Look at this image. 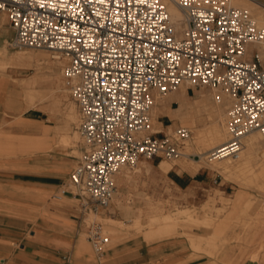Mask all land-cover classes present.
I'll list each match as a JSON object with an SVG mask.
<instances>
[{
	"label": "built area",
	"instance_id": "obj_1",
	"mask_svg": "<svg viewBox=\"0 0 264 264\" xmlns=\"http://www.w3.org/2000/svg\"><path fill=\"white\" fill-rule=\"evenodd\" d=\"M1 16L12 46L65 62L84 143L69 184L83 216L110 206L123 167L182 156L189 129L149 133L157 98L181 86L220 89L230 100L227 140L210 159L237 161L245 138L264 139V25L229 0H0ZM86 239L100 257L103 226L90 224Z\"/></svg>",
	"mask_w": 264,
	"mask_h": 264
},
{
	"label": "rangeland",
	"instance_id": "obj_2",
	"mask_svg": "<svg viewBox=\"0 0 264 264\" xmlns=\"http://www.w3.org/2000/svg\"><path fill=\"white\" fill-rule=\"evenodd\" d=\"M253 1L258 5L256 8H238L247 9L256 21L260 15L264 19V5ZM1 22L9 29L5 17ZM178 27L180 30L182 26ZM13 37L11 32L0 46V75L6 71L12 73L15 105L21 108L13 119L26 124L15 132L37 135L45 131L46 152L42 157L62 168L59 183H64V190L73 195L68 178L84 151V143L77 106L69 96L63 76L65 62L44 50L16 48L12 46ZM161 97L166 101L165 109L155 103L156 111L161 113L156 118L161 124L159 135L171 136L179 127L191 132L180 151L182 156L173 161L142 160L136 166L123 167L116 177V194L108 208L100 209L97 215L83 216L77 197L78 221H83L85 227L101 224L108 238L105 248L117 243L124 233L141 235L146 242L176 238L195 253L191 260L206 253L225 263L264 264V139L254 133L244 139V145L249 137H255L262 147L244 151L237 161L210 164L204 157L227 140L225 121L229 98L220 89L185 85ZM214 122L220 130L218 140L206 137ZM191 123L196 128H191ZM21 146L31 151L41 143L23 141ZM198 167L202 168L194 172ZM237 201H243V206L236 208ZM221 218L227 222L220 223ZM229 227L236 231L232 241L238 254H226L229 241L221 235ZM199 229L205 231V238L197 236ZM201 245L206 249L201 250ZM217 250L223 254L215 256L210 252Z\"/></svg>",
	"mask_w": 264,
	"mask_h": 264
},
{
	"label": "crops",
	"instance_id": "obj_3",
	"mask_svg": "<svg viewBox=\"0 0 264 264\" xmlns=\"http://www.w3.org/2000/svg\"><path fill=\"white\" fill-rule=\"evenodd\" d=\"M256 1L264 5V0ZM3 17L0 46L12 32L9 26L11 32L3 26ZM12 78L8 71L0 75V264H234L206 253L191 260L195 253L176 238L146 242L141 235L126 233L99 257L85 238L88 226L78 221L77 197L64 190V183H59L62 168L42 157L46 152L45 131L37 135L15 132L25 123L13 119L21 108L15 105ZM23 141H38L41 146L30 151L21 146ZM257 158L261 163L260 150ZM236 203V208L244 204ZM225 219L219 222H227ZM229 228L221 235L229 241L226 254H238L232 241L236 231ZM205 235L199 229L197 236ZM200 249L206 248L201 245ZM210 252L215 256L223 254L220 250ZM67 255L68 263L63 259Z\"/></svg>",
	"mask_w": 264,
	"mask_h": 264
},
{
	"label": "bare ground",
	"instance_id": "obj_4",
	"mask_svg": "<svg viewBox=\"0 0 264 264\" xmlns=\"http://www.w3.org/2000/svg\"><path fill=\"white\" fill-rule=\"evenodd\" d=\"M230 4L233 5V6H237V7H241V6H244V7H248V8H256L255 6H258L253 0H229ZM251 4V5H250ZM261 8V7H260ZM251 10V9H249ZM264 10V9H263ZM168 11H169V14L171 16V18L174 20V21H178L180 20L181 16H180V13L178 12V10L172 6V5H169L168 6ZM252 11V10H251ZM259 20H257V22L259 23H263L264 22V19H261L263 18L262 15L259 16ZM216 99V97H215ZM165 99L163 97H158L157 100H156V106L158 105H161L162 106V109H165ZM220 103V102H219ZM155 106L153 112H152V119H151V123H150V129H151V133L153 134H158V133H161L162 131L160 130V126L161 124L159 122H157L156 118L159 116V114H161L159 111H156L157 107ZM158 110V109H157ZM218 112V110L216 111V113ZM73 113V112H72ZM68 114V113H67ZM220 114V113H219ZM70 115V113H69ZM75 115V114H74ZM209 115V114H208ZM72 116V115H71ZM68 117V116H67ZM220 118V117H219ZM71 119L74 120L75 122V119L72 117ZM218 119V118H217ZM216 119V120H217ZM77 125V124H76ZM191 128H196L195 124L191 123L190 125ZM224 134V133H223ZM207 138L209 139H212V140H218L219 137H220V130L217 126V124L214 122L213 123V126L212 128L207 132L206 134ZM253 134L249 135V136H252ZM202 136V135H201ZM63 137V136H62ZM68 138V137H67ZM60 141V140H59ZM64 143V142H63ZM224 143V142H223ZM222 143V144H223ZM68 144V143H67ZM222 144H219L217 147H220L222 146ZM261 144V143H260ZM257 147H262V145H258V143H256V140H255V137H249L246 141V144L244 145V149H243V152L244 151H248V152H252L254 151ZM212 149V148H211ZM209 151V150H208ZM242 152V153H243ZM202 154V153H201ZM262 154L264 156V149L262 151ZM184 156L186 157V154H184ZM202 156V155H201ZM204 160H208V162L211 164L213 161L215 160H212L210 159L209 156L207 157H204ZM208 164V163H207ZM206 166V165H205ZM211 167V166H210ZM224 167V166H223ZM202 167H198L196 169H194V172H197L199 169H201ZM239 199V198H238Z\"/></svg>",
	"mask_w": 264,
	"mask_h": 264
}]
</instances>
